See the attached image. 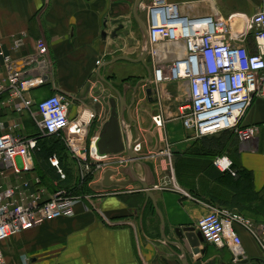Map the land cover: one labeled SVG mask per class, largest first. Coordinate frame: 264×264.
<instances>
[{"label":"crops","instance_id":"crops-1","mask_svg":"<svg viewBox=\"0 0 264 264\" xmlns=\"http://www.w3.org/2000/svg\"><path fill=\"white\" fill-rule=\"evenodd\" d=\"M168 1L177 3L184 15L224 21L229 27L227 39L232 43H253L254 32L248 30L247 21L259 10L261 0ZM149 2L140 0L136 7V0H0L3 51L23 75L43 77V84L29 89L27 95L40 101L62 93L71 101L64 134L76 146L93 149L110 115L109 99L114 98L127 143L141 144L137 154L141 162L129 165L127 161L98 173L88 184L90 191L80 195L81 201L73 206V216L48 220L3 242L7 264H183L184 249L174 236L175 227H196L198 219L214 208L241 214L255 226L264 224V101L255 99L240 120L243 128H258L251 140H239L233 130L203 137H195L186 130L179 115L188 99V83L152 82L155 60L173 59L177 46L158 44L154 56L149 48L145 56L141 55L143 34L138 23L146 32L145 8ZM120 23L129 31L128 35L118 32L111 37ZM235 35L240 38H234ZM17 36H23V44L14 48L13 37ZM40 39L48 48L43 56L36 47ZM39 62L43 63L42 68L38 67ZM6 76L7 69L0 57V80ZM148 87L156 91L153 97L157 100L152 103L148 102ZM9 99L8 92L1 96L4 106L0 110V134L20 121L23 134L35 135L38 128L31 113L16 112L7 104ZM166 145L171 152L172 170L160 172L158 164L164 166L163 157L154 160L142 156ZM66 151L69 156L65 163L72 169L73 182L79 168ZM120 154L127 156L125 152ZM34 155L33 151L29 170L8 169L6 178L0 176V183L26 179L33 189L43 190L44 200L49 199L59 181L34 182L39 178L33 169L37 162ZM220 156L231 161L230 171L243 168L251 173V199L234 198L236 193L227 184L206 173L212 167L218 170L213 162ZM15 164L23 167L25 163L17 157ZM106 170L115 173L105 178ZM171 174L177 191L152 189L161 182V176L167 179ZM141 183L149 184L151 196L140 191L144 189ZM232 203L238 206H230ZM236 230L242 241L241 261L234 263L228 247L201 244L205 250L198 256L186 250L188 263L264 264L257 241L244 228Z\"/></svg>","mask_w":264,"mask_h":264},{"label":"built area","instance_id":"built-area-1","mask_svg":"<svg viewBox=\"0 0 264 264\" xmlns=\"http://www.w3.org/2000/svg\"><path fill=\"white\" fill-rule=\"evenodd\" d=\"M259 10L247 21L248 30L254 32L253 43L235 44L227 39L229 27L224 21L211 16H187L181 13L177 3L168 0H150L146 5L147 38L150 53L155 55L158 44L172 43L178 53L173 59L155 60L152 82L155 84L185 80L189 95L179 118L186 130L195 137L219 134L233 130L241 141L251 140L258 131L256 126L241 127L240 120L255 99L264 101V0ZM240 38L235 35L234 38ZM14 48L23 44V36L13 37ZM183 46V48H182ZM39 55L47 53V44L38 40ZM182 50L183 53H182ZM0 57L7 69V76L0 80V110L4 104L1 96L8 92V103L16 112L29 111L38 128L37 135L27 136L21 131L20 121L13 122L8 131L0 134V176L6 178L8 169L16 172L29 170L32 153L38 140L57 136L75 159L78 178L88 175L95 179L98 173L111 167L118 168L129 161L127 156H98L95 149L76 146L73 139L64 132L69 125L70 99L62 93H54L40 101L28 96L29 89L43 84L41 75L25 76L18 70L10 55L5 54L0 44ZM44 63V60L42 61ZM39 62L38 67L42 68ZM3 123L0 121V131ZM133 152H141V144L133 145ZM169 146L155 150L149 157L156 160L163 157L164 166L158 164L160 172L172 170ZM17 157L23 158L24 166L15 164ZM49 163L56 168L61 179L65 173L60 168L57 155L51 154ZM214 165L221 171L230 170L231 161L220 156ZM153 185L157 190H178L174 176ZM40 178L34 182L40 184ZM144 189H140L143 191ZM42 189H33L29 180L22 179L9 184L0 183V264H7L2 244L13 235L42 225L48 220L74 215V207L82 196L71 195L65 188H58L49 199L42 198ZM87 197V196H86ZM197 229L205 244L228 247L233 253L234 263L242 260V241L236 230L244 228L257 241L264 257V224H255L246 217L226 208H214L198 219ZM201 245V244H200ZM203 247L199 246V249ZM191 254V249L187 246ZM191 254L192 256H198Z\"/></svg>","mask_w":264,"mask_h":264},{"label":"water","instance_id":"water-1","mask_svg":"<svg viewBox=\"0 0 264 264\" xmlns=\"http://www.w3.org/2000/svg\"><path fill=\"white\" fill-rule=\"evenodd\" d=\"M140 0H136V7L139 4ZM137 13V9L136 12ZM140 32L143 34L142 43L140 45L142 50V56H145L148 52L149 44H148V38L146 35V32H144V27L139 22ZM118 32H123V34L128 35L129 31L127 29H124V26L122 23H120L116 29L113 30L111 33V37H116L118 35ZM155 89L148 87L146 89L148 102H154L157 100L156 97H153V94H155ZM110 103V115L107 121L102 125V128L100 130V133L95 139V149L98 156H107V155H117L120 153L125 152L129 158V165H133L135 163L141 162V156H138L135 152H133V143H127V139H125V134L123 133L122 129V122H121V115L118 113L117 103L114 100V98L109 99ZM115 171L113 170H106L105 172V178H108L112 174H114ZM142 184V183H141ZM142 187L144 188L143 191L149 196H151V189L149 188V184H142ZM174 236L177 240V242L183 247L184 249V255H183V264H189L188 258L186 254L187 246L191 249V254H197V253H203L205 248L199 249L200 244H204V238L201 234V232L195 227V226H179L175 227L173 230ZM190 254V255H191ZM243 262H246V260H243Z\"/></svg>","mask_w":264,"mask_h":264},{"label":"trees","instance_id":"trees-1","mask_svg":"<svg viewBox=\"0 0 264 264\" xmlns=\"http://www.w3.org/2000/svg\"><path fill=\"white\" fill-rule=\"evenodd\" d=\"M35 135H37V133ZM34 153V156H36V161L39 164L36 162V166L33 169L37 171V175L41 180L40 182L52 184V181L55 179V181H59L58 188H65L71 195H82L90 191L88 184L92 181V175L86 176V178L83 180L77 178L75 181H71L73 179L71 173L72 169L65 163V158L68 156L66 154L67 151L64 144L57 136L52 135L39 139ZM51 154L57 155L59 157L61 166L60 168H62L63 172L65 173L64 179L60 178L56 168L49 163V157ZM187 165L190 166L191 163L187 162ZM209 170H207L206 173H208L210 176L220 179L223 183L227 184L231 191L236 193L234 194V198H240L241 200L243 198L251 199L252 196L248 187L250 186V181L252 180L251 173L244 170L243 168H236L235 171L225 170L219 172V169L217 170L212 167V169L210 168ZM180 181H183L181 176ZM190 192L197 194V192L194 190H191ZM231 205L234 206L236 204L232 203L230 206ZM237 206L238 205H236V207Z\"/></svg>","mask_w":264,"mask_h":264},{"label":"rangeland","instance_id":"rangeland-1","mask_svg":"<svg viewBox=\"0 0 264 264\" xmlns=\"http://www.w3.org/2000/svg\"><path fill=\"white\" fill-rule=\"evenodd\" d=\"M144 26H145V25H144ZM65 149H66V147H65ZM66 150H67V149H66ZM66 154H67V153H66ZM67 155H68V154H67ZM68 156H69V155H68ZM71 158H72L73 160H75L73 157H71ZM76 164H77V163H76ZM76 166L78 167V165H76ZM92 179H93V178H92ZM92 179H91V180H92Z\"/></svg>","mask_w":264,"mask_h":264}]
</instances>
